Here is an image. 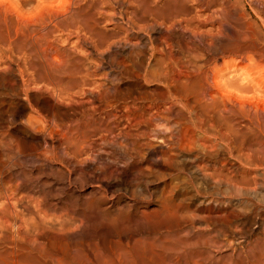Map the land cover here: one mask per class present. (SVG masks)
<instances>
[{"label":"rangeland","instance_id":"obj_1","mask_svg":"<svg viewBox=\"0 0 264 264\" xmlns=\"http://www.w3.org/2000/svg\"><path fill=\"white\" fill-rule=\"evenodd\" d=\"M144 1L27 0L23 5L20 0H0V177L9 178L12 189L16 184H27L24 181L26 176L38 182L35 184H39L36 194L26 200H32L31 204L28 203L31 208L36 207L38 215L32 210L35 216L31 217H35L40 226L33 231L31 238L38 241L34 242L40 245L42 252L45 250L41 256L16 251L20 241L15 240L11 234L13 229H9V233L4 234L5 240H2L5 243L0 241V259L5 260L0 264H13L3 257L6 251L11 262L17 261V264H43V260L46 264H252L264 250V0ZM61 3L62 7L53 6ZM140 6L149 10L144 15L145 20L142 19L143 23L137 16L140 15ZM79 16L86 18L83 20L85 25L80 24L81 18L77 23ZM175 22L180 23V30L187 34L183 39L184 49L191 50L195 43L198 44L197 50L201 51L198 52L199 59L202 56L201 60L198 59L199 64L207 68L208 84L196 103L190 95L176 100L172 88L169 89L171 92L168 90L172 95L168 93V66L164 73H155L159 81L152 83L144 80L135 67L142 62L155 69L154 60L160 55L152 53V50H168L169 45L172 47L170 50H178L175 39L170 36ZM149 25L162 27L170 33L168 38L171 40L161 38L158 30L148 28ZM66 69L70 70L68 74ZM71 70L77 71L73 74ZM44 73H49L47 76L54 80L53 84ZM71 82L77 84L74 89L69 88ZM60 87L65 90L61 92ZM213 92L222 100L212 98L216 101L212 106ZM58 93L65 95L63 99L70 96L73 102L89 101L84 109L114 127V134L129 131L134 135L136 132L143 134H137V138L129 137L126 141L119 139L123 144L118 145L107 142L108 137V141H112V137H103V148L106 146L108 149L101 147L103 138H93L91 141L95 145L82 155L81 163L72 160L71 166L61 167L51 158V148L58 147L60 143L59 135L51 124L48 127L44 125L39 116H49L56 111ZM104 100L110 104L109 108ZM219 113L220 116H232V124L240 135L232 138L223 131L222 123L216 121ZM170 132L177 133L170 135ZM96 141L100 144L96 145ZM15 156H18V161L11 163ZM40 185L46 186V204L53 202L51 211L45 206L38 207L35 201L37 195L41 196L40 188L43 186ZM92 189H99L106 201L100 205H89L90 222L98 221V209L110 208L106 211L107 217L120 210L125 219L124 231L99 228L91 235L81 233L88 220L83 215L86 209L81 201L89 197ZM85 192L89 194L85 195ZM1 201L0 204L3 203ZM41 207L46 209L45 212ZM161 207H166L167 212L175 208V216L173 212L169 213L172 219L166 221L159 214ZM17 209L21 208L18 206ZM144 212L147 217L148 213L151 216L148 221ZM154 212L156 214L153 215ZM45 216L49 218L48 223L52 220L48 227L55 222L51 230L45 224ZM142 216H145V226L136 221ZM173 217H177L175 223ZM60 221H70L69 224L67 222L69 227L63 230V222ZM53 227L57 232L55 229L52 231ZM43 230L49 235L45 233L43 237ZM63 231L71 236L76 232L83 237L70 240L67 232L64 234ZM53 232H56V237L50 235ZM63 234L65 241L63 237L60 239ZM37 235L46 243L34 238ZM145 241L151 245L152 242L158 243L151 248ZM42 243L46 246L43 247ZM23 246L31 248V245ZM146 246L154 252L150 250L149 254ZM12 251L17 252L15 259ZM260 262L258 264H264V259Z\"/></svg>","mask_w":264,"mask_h":264},{"label":"bare ground","instance_id":"obj_2","mask_svg":"<svg viewBox=\"0 0 264 264\" xmlns=\"http://www.w3.org/2000/svg\"><path fill=\"white\" fill-rule=\"evenodd\" d=\"M21 1V3L24 5L25 3H27V0H20ZM103 1V0H102ZM108 1V0H107ZM123 1V0H122ZM144 1V0H143ZM147 0H145L144 2H146ZM110 2V1H109ZM116 2V1H115ZM143 2V3H144ZM102 3V2H101ZM105 3H106V0H105ZM130 3V2H129ZM139 3V2H138ZM123 4V3H122ZM121 4V5H122ZM127 4V3H126ZM154 4V3H153ZM118 5V4H117ZM143 5V4H142ZM147 5V4H146ZM152 5V4H151ZM109 6V5H108ZM107 6V7H108ZM128 6H130V5H128ZM148 6V5H147ZM156 6V5H155ZM153 7V6H152ZM136 8V7H135ZM143 8V9H142ZM148 8V7H147ZM145 6L143 7H139L138 9H140L139 11H138V13L140 14V15H137V16H140V20H141V23H143V21L145 20V14H146V11H148L149 12V10L147 9ZM81 9H82V7H81ZM91 12V11H90ZM150 12H151V10H150ZM82 13H85V12H83L82 11ZM151 14V13H150ZM162 14V13H161ZM80 15H83V14H80ZM107 15V14H106ZM145 15V16H144ZM164 15V14H163ZM76 16V15H75ZM78 16V15H77ZM85 16H87L88 17V15H85ZM137 16H135V17H137ZM147 16H148V13H147ZM82 17V16H81ZM80 16H79V19H77V20H79V22H77L78 24L82 21V23H80V24H84L85 25V22L83 21L84 19H86L85 17H83V19L81 18ZM167 17V16H166ZM80 18L82 19L81 21H80ZM138 18V17H137ZM136 18V19H137ZM144 18V20H142ZM76 19V18H75ZM87 19H89V18H87ZM129 19V18H128ZM147 20V19H146ZM91 20H89V22H90ZM148 21V20H147ZM87 22H88V20H87ZM140 22V21H139ZM145 22V21H144ZM177 22H179V21H177ZM177 22H175V23H173L174 25H172V29H174V30H172V33H171V35L170 36H173L172 37V39H175V43L177 44V46H176V48L178 49V50H170L172 47H171V45H169L168 46V50H157V49H155V50H150L152 53H159V55H160V57L159 58H157L156 60H154L155 61V66H156V68L154 69H150V68H148V66H147V64L145 65V64H143L142 62H140V63H138V64H136V70H137V72L139 73V75H141L142 77H144L145 79L144 80H146L147 82L149 81V82H157V80L159 79H156L155 78V76L157 75H155V73H158V74H161V73H164L165 71H164V69H167V66L169 67V70H170V75H169V77H168V79H169V81H167L166 83L168 84H166L167 85V87L166 88H168L167 89V91L170 89V88H172L173 89V98H175L176 100H179L180 98H182V97H184V98H186V97H188V95H190L191 97H193V99H194V102L196 103V102H198V101H200V93L203 91V88L205 87V85L206 84H208L207 83V68L205 67L204 68V66H202L201 64H199V60H201L202 58V56L200 57V59H199V54H198V52H200L201 53V51H199V48H198V50H197V47H199L198 46V44L197 45H195L194 44V48H193V46H192V49L191 50H185L184 49V47H183V39H185L186 37H185V35L187 36V34H185L184 32H183V30L181 31L180 30V23L178 24ZM141 26H145V25H141ZM159 26H160V24H159ZM159 26H154V25H149L148 26V28H151L152 30H158L157 32H159V34L162 36L161 38H164V40L166 39L167 40V38L169 37V32H167V31H164L163 29H162V27H159ZM84 27V26H83ZM87 27V26H86ZM128 27V26H127ZM146 27V26H145ZM180 27V28H179ZM84 29V28H83ZM88 28H86V30H87ZM147 29V28H146ZM145 29V30H146ZM85 30V29H84ZM150 31V30H149ZM136 33V32H135ZM153 33V32H152ZM137 37V36H136ZM144 37V36H143ZM185 37V38H184ZM196 37V36H195ZM149 38V37H148ZM138 39V38H137ZM141 39V38H140ZM139 39V40H140ZM169 40H171L170 38H168ZM189 39V38H188ZM191 39L192 38H190V41H191ZM144 40V39H143ZM145 41V40H144ZM187 41V40H186ZM185 41V42H186ZM162 42V41H161ZM166 42V41H165ZM164 42V43H165ZM147 43V42H146ZM193 43V42H192ZM186 44V43H185ZM187 45V44H186ZM100 46V45H99ZM190 47H191V45H189ZM32 51V50H31ZM26 52V51H25ZM34 53H36V52H34ZM32 54V53H31ZM38 54V53H37ZM36 55V54H35ZM34 54L32 55V56H35ZM154 55V54H153ZM30 56V55H29ZM151 56V55H150ZM28 57V56H27ZM39 58L41 57V56H38ZM154 56H152V58H153ZM30 58H31V56H30ZM199 59V60H198ZM39 60V59H38ZM139 61V60H138ZM141 61H143V60H141ZM145 61V60H144ZM31 62V61H30ZM202 62V61H201ZM204 62V61H203ZM205 63V62H204ZM28 64H30V63H28ZM37 64V63H36ZM135 64V63H134ZM32 65V64H31ZM205 65V64H204ZM33 66H34V64H33ZM42 66V68H44L43 66L44 65H41ZM46 66V65H45ZM51 66V65H50ZM32 67V66H31ZM30 67V68H31ZM36 67V66H35ZM49 67V66H48ZM52 67V66H51ZM51 67L49 68V69H51ZM29 68V69H30ZM33 68V67H32ZM37 68V67H36ZM35 68V69H36ZM38 68H39V65H38ZM41 68V67H40ZM40 69V70H44V69ZM45 68H47V66L45 67ZM26 69H28V68H26ZM48 69V70H49ZM68 69V68H67ZM67 69L65 70L66 71V73L68 74L69 72L68 71H70V70H68L67 71ZM22 71V70H21ZM20 71V72H21ZM30 71V70H29ZM45 71V70H44ZM61 71V70H60ZM75 71H77V70H71V72L70 73H75ZM133 71V70H132ZM31 72V71H30ZM41 72V71H40ZM51 72H52V70H51ZM57 72V71H56ZM136 72V73H137ZM167 72V71H166ZM169 72V71H168ZM38 73V72H37ZM41 73H43V71L41 72ZM47 73V72H46ZM46 73H44L46 76L49 74H46ZM55 73V72H54ZM60 73V72H59ZM73 73V74H74ZM77 73H79V72H77ZM23 74V73H22ZM57 74V73H56ZM168 74V73H167ZM36 75V74H35ZM41 76L43 75V74H40ZM53 75V74H52ZM55 75V74H54ZM24 76V75H23ZM33 76H34V74H33ZM167 76V75H166ZM48 77V76H47ZM159 77V76H158ZM162 77V76H161ZM33 78H35V77H33ZM37 79H38V77H36ZM49 78V77H48ZM51 78V77H50ZM49 78V79H50ZM55 78V77H54ZM53 78V79H54ZM165 78V77H164ZM167 78V77H166ZM24 79V78H23ZM142 79V78H141ZM160 79H162V78H160ZM46 80H48V79H46ZM26 81V80H25ZM35 81H37V80H35ZM45 81V80H44ZM43 81V82H44ZM52 81H54V80H52ZM52 81H51V79H50V81L49 82H51L50 84H53L52 83ZM145 81V82H146ZM159 81V80H158ZM28 81H26V83H27ZM38 82V81H37ZM146 82V83H147ZM161 82V81H160ZM165 82V81H164ZM163 83V82H162ZM23 84V83H22ZM29 84V83H28ZM37 84V83H36ZM47 84H48V82H47ZM54 84H55V82H54ZM164 84V83H163ZM76 82H71V83H69V88H72V89H74L75 87H76ZM55 86V85H54ZM53 86V88L55 89L56 87H54ZM86 86V85H85ZM102 86H103V84H102ZM164 86V85H163ZM28 87V86H27ZM49 87V86H48ZM51 87V86H50ZM61 87H64L65 88V86H61ZM60 87V88H61ZM67 87V86H66ZM68 88V87H67ZM68 88V89H69ZM82 88V87H81ZM101 87H99V89H100ZM108 88V87H107ZM51 89V88H50ZM78 89V88H77ZM83 89V88H82ZM97 89V88H96ZM110 89V88H109ZM164 89H165V87H164ZM171 89V90H172ZM53 90V89H52ZM56 90V89H55ZM65 89H63V88H61V92H63ZM76 90V89H75ZM166 90V89H165ZM28 91V90H27ZM67 91H69V90H67ZM74 91V90H73ZM78 91V90H77ZM166 91V92H167ZM170 91V90H169ZM168 91V93L170 94V92ZM55 92V91H54ZM57 92H59V90L57 91ZM70 92V91H69ZM129 92V91H128ZM77 93V92H76ZM80 93V92H79ZM204 93V92H203ZM25 94V93H24ZM55 94V93H54ZM63 94V93H62ZM61 94V95H62ZM73 94V93H72ZM116 94V93H115ZM168 94V95H169ZM202 94V93H201ZM213 94L214 95H216L215 97H214V95L211 97V104H212V106H213V104L214 103H216V101H219L218 99H221L222 100V98H220V95H217L216 93H214L213 92ZM57 95H59V93L57 94ZM69 95V94H68ZM76 95V94H75ZM113 95V94H112ZM118 95V94H117ZM127 95V94H126ZM166 95H167V93H166ZM170 95H172V94H170ZM60 96V95H59ZM62 96H64V98H65V95H62ZM62 96H60V97H58L57 96V99H58V101L55 103V106H56V111H54L53 113H51L49 116H42V115H40L39 114V116L42 118V121H43V124L44 125H46L47 127L48 126H50V124L53 126V128L56 130V132L58 133V135H59V140H60V143H59V145H58V147H53V148H51V150H52V156L53 157H51L54 161H56L58 164H59V166H71V161L73 160V161H75L76 163H81L80 162V158L82 157V155H84V154H86L88 151H90V150H92V148L94 147V141H91L93 138H96V139H101V138H103V137H107V136H110V137H112L113 138V140L112 141H108V139H110L109 137H108V139H107V142H113L114 143V145H118V144H123V142L121 141H118L119 139L121 140V139H124L123 141H126L129 137H135V138H137V134H138V132H136L135 133V135L132 133V134H130L129 132H127V133H123V132H120V133H118V134H114V132H113V128H111L110 127V124H108L107 122H105V121H103V119H99V118H96V117H94V114H92L93 112H91V113H89V111L88 110H86V109H84V105L87 103H89V101H85L86 103H83V101H81V102H78V101H72L73 99H71L70 100V96L68 97V99H63V97ZM66 96H67V94H66ZM72 96V95H71ZM129 96V95H128ZM28 97V96H27ZM98 97V96H97ZM111 97V96H110ZM167 97V96H166ZM53 98V97H52ZM67 98V97H66ZM83 98V97H82ZM170 98V97H169ZM172 98V99H173ZM190 98V97H189ZM203 98V97H202ZM212 98H214V100H216V101H213V99ZM114 99V98H113ZM125 99V98H124ZM143 99V98H142ZM167 99V98H166ZM174 99V100H175ZM115 101H117V99H114ZM113 100V101H114ZM127 100V99H126ZM144 100V99H143ZM181 100V99H180ZM201 100H203V99H201ZM220 100V101H221ZM107 101V100H106ZM105 100L103 101V102H106ZM110 101V100H109ZM129 101H131L130 99H129ZM75 102H78V103H75ZM121 102H122V100H121ZM178 102V101H177ZM182 102V101H181ZM213 102V103H212ZM99 103V102H98ZM106 103H108V102H106ZM110 103H111V101H110ZM118 103H119V101H118ZM129 103H131V102H129ZM133 103V102H132ZM134 103H135V101H134ZM102 104H104V103H102ZM112 104V103H111ZM115 104V103H114ZM113 104V105H114ZM109 103L106 105L108 108H109ZM96 106V105H95ZM94 106V107H95ZM105 106V107H106ZM112 106V105H111ZM110 106V107H111ZM116 106V105H115ZM125 106V105H124ZM176 106H177V104H176ZM87 107H89V106H87ZM130 107V106H129ZM135 107V106H134ZM175 107V106H174ZM21 108V107H20ZM30 108V107H29ZM32 108V107H31ZM55 108V107H54ZM46 109V108H45ZM114 109V108H113ZM133 109V108H132ZM173 109V108H172ZM35 110V109H34ZM46 111V110H45ZM91 111H93V110H91ZM143 111H144V108H143ZM169 111H170V109H169ZM23 112V111H22ZM102 112V111H101ZM145 112V111H144ZM179 112V111H178ZM172 113V112H171ZM181 113V112H180ZM218 113V112H217ZM221 113V112H220ZM220 113H219V115H218V118L216 119V121H218V123H219V121H220V123H222V124H220V125H222V128H223V131L228 135V136H230V137H232V138H234V137H236V136H238V135H240V133H239V131L233 126V122H234V120L232 119V116H224L223 114V116L221 115L220 116ZM47 114V113H46ZM159 114V113H158ZM226 114V113H225ZM147 115V114H146ZM149 115V114H148ZM151 116V115H150ZM150 116H148V117H150ZM157 115H155V117H156ZM154 117V118H155ZM217 117V116H216ZM33 118V117H32ZM173 118V117H172ZM31 119V118H30ZM29 119V120H30ZM136 120V119H135ZM153 120V119H152ZM155 120V119H154ZM29 122V121H28ZM27 123V122H26ZM112 124V123H111ZM136 124V123H135ZM155 124V123H154ZM144 125V124H143ZM112 126H113V124H112ZM140 126H142V125H140ZM219 126V125H218ZM224 126V127H223ZM147 127V126H146ZM181 127V126H180ZM140 129H141V127H140ZM140 129H139V131H140ZM177 129V128H176ZM163 130V129H162ZM135 131V130H134ZM137 131V130H136ZM152 132H155V131H153V129L151 130ZM175 131H177V130H175ZM143 132V131H142ZM157 132V131H156ZM168 132V131H167ZM116 133V132H115ZM165 133H166V131H165ZM173 133H175V132H170V135L171 134H173ZM177 133V132H176ZM175 133V134H176ZM223 133V132H222ZM140 134H141V132H140ZM140 134H138V135H140ZM143 134V133H142ZM141 134V135H142ZM46 136V135H45ZM168 136V135H167ZM229 137V138H230ZM6 139V138H5ZM55 139V138H54ZM105 138H103V139H101V142H102V148H103V145L105 144L104 142H105V140H104ZM179 139V138H178ZM10 140V139H9ZM44 140V139H43ZM130 140V139H129ZM128 140V141H129ZM51 141V140H50ZM131 141V140H130ZM133 141V140H132ZM6 142V141H5ZM106 142V143H107ZM238 143H239V141H237ZM96 145H98V144H100L99 142H97L96 141ZM129 143V142H128ZM127 143V144H128ZM237 143V144H238ZM2 144V143H1ZM10 144V143H9ZM109 144V143H108ZM126 144V145H127ZM170 144V143H169ZM107 145V144H106ZM112 146H113V144H111ZM109 146L108 145V147H112V146ZM131 145V144H130ZM138 145V144H137ZM2 146V145H1ZM39 146V145H38ZM100 146V145H99ZM97 147V146H96ZM106 147V146H105ZM104 147V148H105ZM115 147H117V146H115ZM128 147V146H127ZM18 148V147H17ZM21 148V147H20ZM26 148V147H25ZM103 148V149H104ZM107 148V147H106ZM114 148V147H113ZM119 148V147H118ZM14 149V148H13ZM12 149V150H13ZM108 149V148H107ZM4 150V149H3ZM18 150V149H17ZM20 150V149H19ZM19 150L17 151V152H19ZM9 151V150H8ZM2 152V151H1ZM16 152V153H17ZM27 152V151H26ZM49 152H50V150H49ZM104 152V151H103ZM128 152V151H127ZM6 153H7V151H6ZM106 153V152H105ZM132 153V152H131ZM99 154H100V152H99ZM103 154V153H102ZM18 155V154H17ZM31 155H32V153H31ZM106 155H107V153H106ZM13 156V155H12ZM19 156H21V155H19ZM41 155L40 154H38V157H40ZM130 157V156H129ZM13 158V157H12ZM29 158V157H28ZM18 156L16 157H14L12 160H11V163H14V162H16V161H18ZM43 159H45V158H43ZM171 159V158H170ZM47 160H48V157H47ZM52 160V161H53ZM173 160V159H172ZM20 161V160H19ZM33 161V160H32ZM110 161V160H109ZM136 161V160H135ZM22 162V161H21ZM10 163V162H9ZM10 163V164H11ZM19 163V162H18ZM164 163V162H163ZM166 163V162H165ZM168 163V162H167ZM1 164V163H0ZM70 164V165H69ZM17 165V164H16ZM23 166V165H22ZM47 166V165H46ZM79 166V165H78ZM106 166V165H105ZM93 167V166H92ZM136 167V166H135ZM145 167V166H144ZM71 168V167H70ZM100 168V167H99ZM56 170V169H55ZM62 170V169H61ZM68 170V169H67ZM74 170V169H73ZM76 170V169H75ZM21 172V171H20ZM71 172V171H70ZM75 172V171H74ZM115 172V171H114ZM155 172V171H154ZM2 173V172H1ZM0 173V174H1ZM59 173V172H58ZM56 174V173H55ZM73 174V173H72ZM22 175V174H21ZM27 175H29V173L27 174ZM211 175V174H210ZM147 176V175H146ZM27 178L26 179H24V181H26L27 182V184L25 185L24 184V182H22V183H19V185H15L14 186V188L12 189L11 188V186H9V184H10V182H9V178H8V180H7V178L5 177V178H3V177H0V200H3V201H1V202H3L2 204H0V241H4L5 240V236H4V234L5 233H9V229H13V233H11V234H13V236H14V238H15V240H18V241H20V242H18V243H20L19 244V246H18V248L16 249V251H19L20 250V252H25V253H30V254H33V253H38V255L39 256H41V255H43L42 253L45 251V250H43V252H42V250H41V248H40V245L38 246V245H36L35 244V242L37 241H33L32 240V238H31V236H33L32 235V233H33V231L36 229V230H38L37 228H38V226H39V223H38V221H36L35 220V217H31L32 215H34L33 214V212L34 213H37V212H35V210H36V207H32L31 208V205H29L28 203L30 202H28L27 200L28 199H32L34 196L33 195H35L36 193H35V190H36V188H37V186L39 185H35V184H37L36 183V180L35 179H32L31 178V176H26ZM158 177V176H157ZM223 177V176H222ZM24 178H25V176H24ZM38 178H40V177H38ZM72 178V177H71ZM38 180V179H37ZM20 181V180H19ZM213 181V180H212ZM28 182H29V184H28ZM40 183V182H39ZM45 183V182H44ZM198 184V183H197ZM40 186H43V188H40L41 190H40V195L41 196H39V195H37V197L35 198V201H37V203H38V207H40V205L41 206H45V207H48L49 209L48 210H50V209H52V207H54V205H51V204H53V202L51 203V204H46V202L45 201H47V199H45V195H44V190H45V187H44V185H40ZM91 188V187H90ZM48 190H50L49 188H47ZM55 189V188H54ZM173 189V188H172ZM99 190V189H98ZM97 189H95V190H90L91 192H90V194L89 193H87V192H85V193H87V194H85V195H88L89 197L87 198L86 197V199H84L83 201H81V202H83V206H84V208L86 209V212H85V214H83V215H85V217L88 219H86L87 220V224L86 225H84L85 227L83 228V230L81 231V233H89L90 235H91V233L92 232H94V231H96V230H98L99 228H103V229H112L113 231H124L125 229H126V227H125V223H124V220L125 219H123V214H121V212H120V210L119 211H115L116 213L113 215V216H106V211L107 210H109L110 208H108V209H105V208H103V209H105V210H97V212H96V216H97V218H98V221H96V223H91L90 222V220H91V213L90 212H88L87 211V209H89V205L91 206V204H98V205H100L101 203H103L104 201H106V200H104L103 199V196H102V194L101 193H99V191H98ZM159 190V189H158ZM168 191V190H167ZM182 191V190H181ZM180 191V192H181ZM53 192V191H52ZM103 192V191H102ZM213 192V191H212ZM22 194V193H24V194H22L19 198L17 197L16 198V196H18V194ZM39 193V192H38ZM174 193V192H173ZM30 195L32 196V197H30ZM172 195V194H171ZM109 196V195H108ZM106 197V196H105ZM26 198H28L27 200H26ZM52 198V197H51ZM167 198V197H166ZM169 198H171L170 197V194H169ZM156 200V199H155ZM166 200V199H165ZM13 201V202H12ZM31 202H32V200H31ZM31 202H30V204H31ZM70 202V201H69ZM73 202V201H72ZM71 202V203H72ZM159 203V202H158ZM165 203V202H164ZM33 204V203H32ZM66 204L67 205H69L67 202H66ZM104 204V203H103ZM36 205V204H35ZM47 205V206H46ZM56 205V204H55ZM165 205H167V204H165ZM164 205V206H165ZM173 205V204H172ZM20 207L21 209L20 210H18L17 209V207ZM61 206V205H60ZM65 206V205H64ZM79 206H81V205H79ZM94 206V205H93ZM105 206V205H104ZM103 206V207H104ZM209 206V205H208ZM37 207V208H38ZM56 207H58L57 205H56ZM55 207V208H56ZM66 207H68V206H66ZM70 207V206H69ZM173 207V206H172ZM42 208V207H41ZM41 208H40V210H41ZM65 208V207H64ZM84 208H82V209H84ZM98 208V207H97ZM132 208V207H131ZM160 208V207H159ZM170 208V207H169ZM17 209V210H16ZM58 209H59V207H58ZM66 209H68L69 210V208H66ZM81 209V208H80ZM116 209V208H115ZM114 209V210H115ZM120 209V208H119ZM122 209V208H121ZM173 209H175V208H173ZM172 209V211L171 212H173L174 210ZM32 210H33V212H32ZM39 210V209H38ZM42 210H44V208H42ZM46 210V209H45ZM45 210H44V212H45ZM76 211V209H73V211ZM123 210V209H122ZM167 210L168 209H166V207H161V213H159V214H161V215H163V219H165L166 221H170L171 219H172V217H171V212H167ZM171 210V209H170ZM37 211V210H36ZM51 211V210H50ZM54 211H55V209H54ZM54 211H52V212H54ZM63 211H65V210H63ZM71 211V210H70ZM70 211H69V213H70ZM72 211V212H73ZM111 211V210H110ZM126 211H127V209H126ZM154 211V210H153ZM175 211H176V209H175ZM178 211V210H177ZM24 212H26L27 213V215L28 216H30V217H26L27 215L24 213ZM40 212V211H39ZM52 212H51V215H52ZM58 212V211H57ZM62 212V211H61ZM72 212H71V214H72ZM123 212V211H122ZM124 212H125V210H124ZM155 212H157L156 210H155ZM153 213V215L154 214H156V213ZM46 213H47V211H46ZM55 213V215H56V212H54ZM59 213H60V211H59ZM74 213V212H73ZM76 213H78L77 211H76ZM82 213H84V210H83V212H81V214ZM125 213H127V212H125ZM148 213V212H147ZM169 213H171V214H169ZM174 213V212H173ZM178 213V212H177ZM42 213H40V215H41ZM67 214H68V211H67ZM75 214V213H74ZM127 214H129V213H127ZM136 214V216H137V213H135ZM146 213L144 212L143 213V215H145ZM185 214V213H184ZM183 214V215H184ZM36 215H38V213L36 214ZM43 215V214H42ZM49 215H50V213H49ZM77 215V214H76ZM76 215L74 216V217H76ZM142 215V214H141ZM150 214L148 213V217H151V216H149ZM158 215V214H157ZM156 215V217L158 218V216ZM174 216H175V213L173 214ZM179 215H181L182 216V214H179ZM186 215V214H185ZM185 215H184V218H186L185 217ZM35 216V215H34ZM63 216V215H62ZM61 216V217H62ZM69 216V215H68ZM71 216V215H70ZM72 216H73V214H72ZM71 216V217H72ZM130 216V215H129ZM128 216V217H129ZM146 216V215H145ZM144 216V217H145ZM42 217V216H41ZM46 217V216H45ZM47 217H48V214H47ZM46 217V219H47V223H45L46 225H47V227L49 226V223L52 221V220H50V222L48 223V221H49V218H47ZM52 217H54L53 215H52ZM57 217V216H56ZM64 217V216H63ZM66 217V216H65ZM78 217H80V216H78ZM77 217V218H78ZM84 217V218H85ZM125 217V216H124ZM128 217H126V218H128ZM143 217V216H142ZM142 217H137V224H143L144 226L146 225L144 222H145V219L148 221V217L146 216V218L144 219V217L142 218ZM154 217V216H153ZM161 217V216H160ZM179 217V216H178ZM39 218H40V216H39ZM43 219H44V216L42 217ZM80 218H83L82 217V215H81V217ZM174 218V220H172L173 222L175 221V219H177V217H173ZM179 218H181V217H179ZM204 218V217H203ZM205 218H208V217H205ZM46 219H45V221H46ZM51 219V218H50ZM59 220L61 219L60 218V215H59V218H58ZM63 219V218H62ZM66 219V218H65ZM72 219H74V218H72ZM152 219V218H151ZM151 219H149V220H151ZM38 220H40V219H38ZM59 220H57V221H59ZM67 220V219H66ZM70 220V219H69ZM75 220V219H74ZM77 220V219H76ZM84 220V219H83ZM160 220V219H159ZM186 220V219H185ZM207 220V219H206ZM212 220V219H211ZM41 221V220H40ZM44 221V222H45ZM56 221V222H57ZM71 221H73V220H71ZM127 221V220H126ZM171 221V222H172ZM191 221V220H190ZM213 221V220H212ZM43 222V221H42ZM43 222V223H44ZM60 222H63V223H61L62 224V228H63V230L65 229V227L67 226V222L68 221H60ZM70 222V221H69ZM69 222H68V224H69ZM129 222V221H128ZM150 222V221H149ZM161 222H163L162 221V219H161ZM177 222V221H176ZM75 223V222H74ZM151 223V222H150ZM169 223V222H168ZM175 223V222H174ZM42 224V223H41ZM40 224V225H41ZM53 224H55V222L54 223H52V226H53ZM149 224V223H148ZM152 224V223H151ZM167 224V223H166ZM185 224V223H184ZM191 224V223H190ZM193 224V223H192ZM44 227L46 226V225H44V224H42ZM42 225H41V227H42ZM56 225H59V224H57L56 223ZM71 225V224H70ZM126 225H127V223H126ZM129 225V224H128ZM136 225V224H135ZM174 225V224H173ZM52 226H50L51 228H52ZM40 227V226H39ZM50 227H48L49 229H50ZM56 227V226H55ZM55 227H53V229H52V231L55 229ZM67 227H69V225L67 226ZM72 227V226H71ZM128 228H129V226H127ZM133 227V226H132ZM136 227V226H135ZM151 227V226H150ZM165 227H167V226H165ZM179 227V226H178ZM181 227V226H180ZM43 228V227H42ZM56 228H58V226L56 227ZM61 227H59V229H60ZM171 228V227H170ZM202 228V227H201ZM39 229H41V228H39ZM66 229H68V231H69V228H66ZM169 229V228H168ZM174 229V228H173ZM47 230V229H46ZM51 230V229H50ZM61 230L62 229H60L59 230V232H61ZM81 230V229H80ZM153 230V229H152ZM41 231V233H42V230H40ZM49 231V230H48ZM51 231V232H52ZM54 231H56V229L54 230ZM163 231V230H162ZM164 231H165V229H164ZM186 231V230H185ZM38 231H36V234H38L37 233ZM43 232H44V234H42V236L44 235L45 236V233L47 232H45L44 230H43ZM57 232V231H56ZM55 232V233H56ZM63 232H65L64 234H66V232L67 231H63ZM152 232V231H151ZM35 233V232H34ZM54 232H53V234H51L50 233V235H52V237H53V235H55V237H56V234H55ZM71 233V232H70ZM149 233H150V231H149ZM158 233V232H157ZM58 234V233H57ZM64 234L62 235V236H60V239L62 238L63 239V241H65L64 240ZM67 234H68V232H67ZM75 234L76 235H74V236H71V235H69L68 237H69V239L71 238L72 239V237H77V239L79 238V237H81L82 235L81 234H77L76 232H75ZM94 234V233H93ZM95 234H96V232H95ZM95 234L93 235V236H95ZM151 234V233H150ZM149 234V235H150ZM153 234V233H152ZM164 234V233H163ZM187 234V233H186ZM39 235L41 236V234L39 233ZM46 235H49V233L47 234L46 233ZM59 235H61V234H59ZM43 236V237H44ZM67 235H65V237H66ZM85 236H87V234L85 235ZM164 236V235H163ZM9 236L7 235V237H6V239L8 238ZM39 238L40 239V237H38V235L37 236H34V238ZM53 238V239H55V240H57L56 238ZM59 237V236H58ZM57 237V238H58ZM83 237V236H82ZM81 237V238H82ZM90 237V236H89ZM92 237V236H91ZM90 237V238H91ZM129 237V236H128ZM140 237V236H139ZM150 237V236H149ZM33 238V239H34ZM81 238H80V240H81ZM152 238V237H151ZM11 239V238H10ZM45 239H47V238H45ZM51 239V238H50ZM70 239V240H71ZM75 240H76V238H74ZM86 239V238H85ZM88 239V238H87ZM177 239V238H176ZM198 239V238H197ZM40 240H42V238L40 239ZM44 240V239H43ZM43 240H42V242H43ZM148 240V239H147ZM154 240H155V238H154ZM159 240V239H158ZM161 240V239H160ZM159 240V241H160ZM173 240H175L174 238H173ZM2 241V242H3ZM14 241V239L12 240V242ZM52 241V240H51ZM133 241V240H132ZM138 241V240H137ZM149 241H150V239H149ZM147 242V241H145L146 243H150V242ZM151 241H152V239H151ZM178 241V240H177ZM198 241V240H197ZM17 242V241H16ZM38 242V241H37ZM40 242V241H39ZM62 242V241H61ZM80 242V241H79ZM134 242H136V240L134 241ZM133 242V243H134ZM145 242H143L144 244H145ZM172 241H170V243H171ZM186 242V241H185ZM3 243H5V242H3ZM14 243H15V241H14ZM13 243V244H14ZM44 243H46L45 242V240H44ZM48 243H49V240H48ZM63 243V242H62ZM154 242H152V245L151 244H149L150 245V247L152 246L153 248H154V246L153 245H156L157 243H158V241H157V243L156 244H153ZM173 243V242H172ZM192 243V242H191ZM25 244H27V245H29V247H30V245H31V248H29V249H25L26 247L25 246H23V245H25ZM35 244V245H34ZM80 244H82V243H80ZM116 244V243H115ZM120 244V243H119ZM119 244H117L118 246H119ZM126 245H127V243H125ZM128 244H129V241H128ZM167 244V243H166ZM194 244H195V242H194ZM208 244H211V243H208ZM5 245V244H4ZM7 245V244H6ZM15 245V246H16ZM41 245H43V247H44V245L45 244H41ZM68 245V244H67ZM86 245V244H85ZM125 245V246H126ZM132 245V244H131ZM130 245V246H131ZM138 245V244H137ZM142 245V244H141ZM163 245V244H162ZM187 245V244H186ZM205 245V244H204ZM2 246V245H1ZM11 246V245H10ZM46 246V245H45ZM118 246H116V248L118 247ZM208 246V245H207ZM4 247V246H3ZM14 247V246H13ZM28 247V246H27ZM42 247V246H41ZM55 247V246H54ZM70 247V246H69ZM96 247V246H95ZM109 247V246H108ZM107 247V248H108ZM127 247V246H126ZM125 247V248H126ZM135 247H137V246H135ZM139 247H140V245H139ZM149 247V248H150ZM151 247V248H152ZM158 247V246H157ZM166 247V246H165ZM182 247V246H181ZM5 248H6V246H5ZM10 248V247H9ZM46 248V247H45ZM44 248V249H45ZM58 248V247H57ZM57 248H56V250H57ZM74 248V247H73ZM128 248V247H127ZM142 248H144V247H142ZM142 248H141V250H142ZM146 248H147V252L149 251V254H150V250H154V249H148V247L146 246ZM169 248V247H168ZM4 249V248H3ZM13 249H15V247L13 248ZM12 249V250H13ZM47 249V248H46ZM167 249V248H166ZM166 249H164V250H166ZM2 250V249H1ZM7 249H5V251H6ZM28 250H29V252H28ZM47 250H49V249H47ZM46 250V251H47ZM60 250H61V248H60ZM116 250V249H115ZM120 250V249H119ZM124 250H126V249H124ZM128 250V249H127ZM134 250V249H133ZM163 250V249H162ZM85 251H86V249H85ZM84 251V252H85ZM109 251V250H108ZM137 251H138V249H137ZM140 251V250H139ZM167 251V250H166ZM176 251H177V249H176ZM2 252V251H1ZM7 252V251H6ZM5 252V254H3L4 256V258H6V261L8 262V263H13V264H17V261H15V262H11V260L9 259L11 256H8L7 255V253ZM19 252V253H20ZM57 252H59V250L57 251ZM113 252V251H112ZM116 252H117V250H116ZM124 252V251H123ZM142 252V251H141ZM154 252V251H153ZM163 252H165V251H163ZM12 253H14L12 256V258L13 259H15L16 258V254H17V252H14V251H12ZM47 253V252H46ZM61 253V252H60ZM135 253V252H134ZM174 253V252H173ZM257 253V252H256ZM89 254V253H88ZM95 254V253H94ZM119 254V253H118ZM121 254H122V252H121ZM125 254V253H124ZM132 254V253H131ZM153 254V253H152ZM259 254V253H258ZM20 255H21V253H20ZM35 255H37V254H35ZM35 255H33V256H35ZM50 255V254H49ZM62 255V254H61ZM60 255V256H61ZM101 254H99V256H100ZM111 255V254H110ZM113 255V254H112ZM117 255V254H116ZM123 255V254H122ZM127 255V254H126ZM137 255V254H136ZM2 256V255H1ZM19 256V255H18ZM47 256H48V253H47ZM91 256V255H90ZM119 256V255H118ZM149 256V255H148ZM36 257V256H35ZM45 257H46V255H45ZM45 257H44V259H45ZM59 257V256H58ZM78 257V256H77ZM80 257V256H79ZM78 257V258H79ZM86 257V256H85ZM84 257V258H85ZM121 257V256H120ZM124 257H126L125 255H124ZM123 257V258H124ZM138 257V256H137ZM207 257V256H206ZM252 257V256H251ZM40 258V257H39ZM67 258H69V256L67 257ZM67 258H66V260H67ZM83 258V259H84ZM88 258V257H87ZM101 258V257H100ZM112 258V257H111ZM146 258V257H145ZM255 258V257H254ZM36 259H38V256H37V258ZM43 259V258H42ZM51 260L52 259H56V258H50ZM49 259V260H50ZM61 259V258H60ZM64 259V258H63ZM82 259V260H83ZM89 259V258H88ZM116 259H118V257L116 258ZM124 259H126V258H124ZM123 259V260H124ZM148 259H149V257H148ZM181 259V258H180ZM253 259V258H252ZM264 259V250L260 253V256L257 258V259H253V262H252V264L253 263H255L256 262V264H258V262L259 263H261L260 261L261 260H263ZM57 260V259H56ZM59 260V259H58ZM85 261H86V258L84 259ZM92 260V259H91ZM113 260V259H112ZM166 260V259H165ZM255 260V261H254ZM4 261L5 260H3V259H0V263H4ZM42 261V260H41ZM55 261V260H54ZM75 261H77V260H75ZM84 261V262H85ZM108 261H110V260H108ZM116 261V260H115ZM122 261V260H121ZM126 261V260H125ZM24 262V261H23ZM57 262V261H56ZM82 262V261H81ZM92 262V261H91ZM94 262V261H93ZM106 262V261H105ZM118 262H120V261H118ZM141 262V261H140ZM58 263V262H57ZM72 263H74V262H72ZM88 263V262H87ZM90 263V262H89ZM162 263H164V262H162ZM179 263V262H178ZM27 264V263H26ZM43 264H46V263H44V260H43ZM76 264H77V262H76ZM83 264H85V263H83ZM107 264V263H106ZM109 264V263H108ZM166 264V263H165Z\"/></svg>","mask_w":264,"mask_h":264},{"label":"clouds","instance_id":"obj_3","mask_svg":"<svg viewBox=\"0 0 264 264\" xmlns=\"http://www.w3.org/2000/svg\"><path fill=\"white\" fill-rule=\"evenodd\" d=\"M53 6H61V7H62L63 5H62V3H61L60 5H53Z\"/></svg>","mask_w":264,"mask_h":264}]
</instances>
